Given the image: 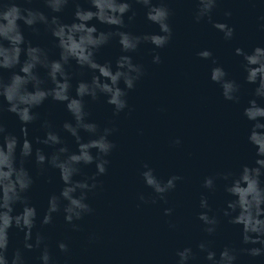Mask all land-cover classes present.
<instances>
[{"label": "water", "instance_id": "water-1", "mask_svg": "<svg viewBox=\"0 0 264 264\" xmlns=\"http://www.w3.org/2000/svg\"><path fill=\"white\" fill-rule=\"evenodd\" d=\"M79 2L82 7H88L83 0ZM168 5L172 13L169 18L172 38L164 48L156 49L161 62H151L154 46L150 43H142L137 52L128 53L134 63L144 66V75L134 89L128 90L126 99L129 107L113 116V106L105 102L104 96L96 101L85 97L90 120L101 128L115 126L116 131L109 139L116 147L108 157L110 163L106 173L97 178V189L88 195V203L94 211L80 221H74L79 225L78 230L65 223L62 212L54 214L50 225L41 228L37 222L33 229V239L37 230L46 235L56 264H175L176 250L185 246H191L197 253L195 264H207L196 248V244L203 239L212 241L217 257L225 245L237 249L259 247L243 244L241 226L229 224L222 215L217 234L208 237L202 231L196 213L200 210L201 193L208 197L214 210L226 207L225 201L232 198L223 191V181H217L215 192L203 189L201 183L205 176L227 170L235 173L241 165L251 166L254 161L255 149L247 141L252 122L243 116V108L253 98L251 92L255 85L244 81L242 57L236 56L234 49L241 47L250 52L256 46H264V29L259 27L264 23L260 20L264 17V4L258 3V0H220L213 10L212 20L234 27V36L229 41L224 40L223 33L213 28L206 19L194 22V0H168ZM25 6L39 8L49 16L58 15L65 23L72 22L75 10V5L69 3L61 13H51L42 0H33L32 4ZM225 10L232 12L231 17H224ZM131 11H135L136 15L129 23ZM131 11L124 15L127 28L123 30L134 34L159 31L158 25L146 19V9L142 5L133 3ZM90 23L95 24L98 30H115V26L95 20ZM37 27L39 31L33 32L21 22V30L27 40L47 48L51 58H58L59 50L54 46L50 33L44 30L43 25ZM203 49L211 50L217 63L241 85L239 103L224 100L219 85L210 80L211 59L204 60L196 55ZM120 54V46L113 39L99 50L96 57L100 63L111 61L115 70V59ZM71 64L70 70L75 73L71 94L75 95L76 80L90 79L91 73L85 70L81 77L75 62ZM11 71L4 70L0 75L7 80ZM39 71L43 75L44 70ZM120 87H124L122 82ZM258 103L264 101L258 99ZM4 109L0 112V121L6 132L20 137V121L14 113L6 110V102ZM34 111L39 113V118L27 126L28 138L33 141L34 149L40 147L47 154L52 149L38 145L34 140L44 136L41 122L46 118L59 130L65 120H71V116L63 103L51 98ZM61 136L70 150L75 151L74 138L62 131ZM81 136L88 139V134L83 131ZM176 137L181 138L179 146L171 144ZM92 152L95 155V149ZM145 163L160 178L167 179L172 174L184 178L166 194L167 203L157 199L156 204H142L138 200L139 193L149 198L155 196L140 176ZM25 167L34 178L25 195L36 206L38 216H42L48 196L59 194L62 187L59 171L46 167L41 172L35 165L34 155L26 160ZM93 172L94 164L82 165V174L74 179H82ZM165 207L173 208L171 216L164 215ZM15 208L18 212L22 206L17 204ZM169 223L175 224V229H170ZM23 235L14 227L9 229V259L19 247L26 264H39V250L23 249ZM90 236L94 239L90 240ZM59 240L68 244L67 253H61L56 247ZM235 264H264V257L240 252Z\"/></svg>", "mask_w": 264, "mask_h": 264}, {"label": "clouds", "instance_id": "clouds-1", "mask_svg": "<svg viewBox=\"0 0 264 264\" xmlns=\"http://www.w3.org/2000/svg\"><path fill=\"white\" fill-rule=\"evenodd\" d=\"M32 2L33 0H0V73L12 70L7 80L0 75V112L5 110L6 102V110L14 113L21 123V135L17 137L7 133L0 121V264H26L19 247L13 251L10 259L7 255L9 229L13 227L24 234L23 249L39 250V264H56L46 235L37 230L33 239V229L37 222L41 228L50 225L54 214L62 212L65 223L73 230H78L79 225L74 221H80L94 211L88 203V195L97 189V178L106 173L110 163L108 157L116 147L109 139L116 131L115 126L101 128L98 123L90 120L85 97L96 101L104 96L105 102L113 106V116H117L129 107L126 99L128 90L134 89L136 82L144 75L143 64L134 63L132 55L128 53L137 52L142 43H150L154 46L151 50V62L159 64L161 57L156 49L164 48L172 38L169 24L172 13L168 0H83L88 7H82L79 0H42L51 13H61L69 3L74 4L71 23L63 22L58 15L49 16L39 8L25 6ZM219 2L220 0H194L193 20L200 23L206 19L213 28L223 33L224 40L229 41L234 36V27L212 20L213 10ZM133 3L146 9V19L158 25V32L134 34L123 30L127 28L124 15L131 11ZM258 3L264 4V0H258ZM135 15V11H131L128 15L129 23L134 20ZM231 15L230 10L224 11V17ZM93 20L115 26V30H98L95 24L90 23ZM260 20L264 21V17H260ZM21 22L33 32H38L37 26L43 25L59 50L58 58H51L47 48L27 40L21 30ZM259 27L264 29V23ZM113 39H116L121 52L115 59V70L111 61L100 63L96 57L99 50ZM234 53L242 57L244 81L255 85L251 92L253 98L243 108V116L252 122L247 141L255 149L254 161L251 166L241 165L235 173L227 170L205 176L201 183L203 189L215 192L217 181H223V191L232 198L225 201L226 207L214 210L208 197L201 193L198 203L200 210L196 217L202 224V231L208 237H213L217 234L222 215L229 224L241 226L243 244L259 247L237 249L225 245L217 257L211 246L212 241L203 239L196 244V248L203 254L202 260L207 264H235L240 252H246L252 257H264V103H258V99L264 101V46H256L250 52L236 47ZM196 55L204 60L211 59L213 66L209 78L219 85L223 99L239 103L241 85L217 63L211 50L203 49ZM72 61L78 66L81 77L85 70L91 73L90 79L76 80L75 95L71 94L75 75L70 70ZM39 69L44 70L43 75ZM121 82L123 88L120 87ZM48 98L63 103L71 120H65L59 130L46 118L41 122L44 136L35 137L34 140L36 144L52 149L46 154L40 147L33 148V141L28 138L27 126L39 118V113L34 109L39 108ZM61 131L74 138L75 151L70 150ZM81 131L88 134V139L81 136ZM181 143L180 137L171 141L173 146ZM33 155L35 165L41 172L46 167L56 169L62 182L59 194L52 193L48 196L47 207L42 216H38L36 206L25 195L34 183L33 176L25 167L26 160ZM91 164L95 165L92 175L74 179L82 174V165ZM142 167L140 176L155 196L149 198L144 193H139L138 200L142 204H156L157 199L167 203L166 194L173 191L177 182L184 178L172 174L163 179L147 163ZM17 204L22 206L18 212L15 208ZM163 213L171 216L173 208L165 207ZM168 227L175 229L176 225L169 223ZM89 239H94V236ZM56 247L61 253L69 251L64 240L57 241ZM175 255V264H195L197 260V253L191 246L178 248Z\"/></svg>", "mask_w": 264, "mask_h": 264}]
</instances>
